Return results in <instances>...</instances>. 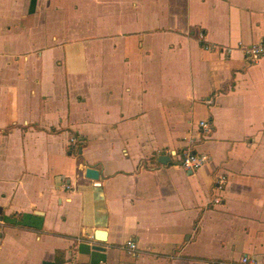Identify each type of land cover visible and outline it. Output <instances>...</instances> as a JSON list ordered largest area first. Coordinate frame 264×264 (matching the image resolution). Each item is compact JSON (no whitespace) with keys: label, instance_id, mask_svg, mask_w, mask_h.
Wrapping results in <instances>:
<instances>
[{"label":"crops","instance_id":"1","mask_svg":"<svg viewBox=\"0 0 264 264\" xmlns=\"http://www.w3.org/2000/svg\"><path fill=\"white\" fill-rule=\"evenodd\" d=\"M262 38L264 0H0V264H264V55L215 47Z\"/></svg>","mask_w":264,"mask_h":264},{"label":"built area","instance_id":"2","mask_svg":"<svg viewBox=\"0 0 264 264\" xmlns=\"http://www.w3.org/2000/svg\"><path fill=\"white\" fill-rule=\"evenodd\" d=\"M200 37H202V34H199ZM205 47H211L209 44L205 45ZM216 48H220L221 51H225L226 53H229L234 48L240 49L243 52L244 58L249 63H255L257 62L263 55H264V38L259 40L258 42L251 43V44H243L242 42H238L236 46H215ZM200 126L203 128V131L209 132L210 131V125L207 121H201ZM76 139L74 137H70V142L74 143ZM209 159V156L205 153H194L191 151H184L180 158V166L188 171H194L198 169L201 165L206 163ZM226 181V176L221 175L216 180V188L220 189L222 188V185ZM219 197H214V202H219ZM126 247L129 250H135L136 244L132 240H127L125 242ZM65 264H72L71 262H66ZM207 264H229L224 261H209ZM230 264H263L258 262L255 258H252L249 255H242L238 260L231 262Z\"/></svg>","mask_w":264,"mask_h":264},{"label":"water","instance_id":"3","mask_svg":"<svg viewBox=\"0 0 264 264\" xmlns=\"http://www.w3.org/2000/svg\"><path fill=\"white\" fill-rule=\"evenodd\" d=\"M166 159V156H161L159 158V160L164 161ZM86 176H88L89 178H96L97 177V171L95 169H93L92 167H88L85 170ZM98 247V246H95Z\"/></svg>","mask_w":264,"mask_h":264}]
</instances>
